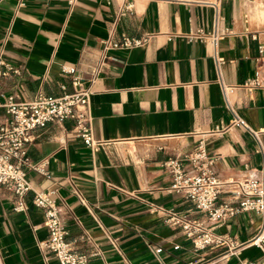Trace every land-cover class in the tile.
Returning <instances> with one entry per match:
<instances>
[{"label":"crops","instance_id":"obj_1","mask_svg":"<svg viewBox=\"0 0 264 264\" xmlns=\"http://www.w3.org/2000/svg\"><path fill=\"white\" fill-rule=\"evenodd\" d=\"M0 0V59L19 75L0 79L17 101L36 93L59 95L75 87L63 65L87 90L93 148L72 131V119L32 130L25 176L32 191L55 188L66 239L86 264H239L260 251L245 245L264 233L253 212L215 227L241 245L193 250L170 214L201 218L192 202L166 191L161 162L198 141L221 179L264 171V0ZM221 33L215 46L186 33ZM147 36L137 47L103 50L105 40ZM258 70L260 85L241 87ZM235 85L227 94L223 86ZM1 114V111H0ZM241 118L253 135L231 119ZM45 160L46 174L32 167ZM224 198L228 196L222 195ZM13 192L0 185V264H58L39 242L46 230L39 209L13 212ZM173 245H178L173 249ZM264 245V243H263ZM160 248L159 252L155 249ZM95 252V254H92Z\"/></svg>","mask_w":264,"mask_h":264},{"label":"built area","instance_id":"obj_2","mask_svg":"<svg viewBox=\"0 0 264 264\" xmlns=\"http://www.w3.org/2000/svg\"><path fill=\"white\" fill-rule=\"evenodd\" d=\"M119 1L121 11L130 10L133 0ZM198 2L211 5L216 12V0H198ZM220 35L221 33L207 32L197 27L189 30L185 36L187 40L201 39L214 47L216 38ZM146 39V35L134 37L123 34L118 39L105 40L103 50L137 47ZM256 50L257 59H263L264 42H258ZM61 70L70 75V83L75 87L73 91L66 92L65 86L60 85L62 93L59 95L36 93L28 100L17 101L0 85V185L6 186L15 196L11 205L13 212H24L28 206L41 211L42 223L46 230L45 239L39 242L43 251L52 253L58 264H86L89 256L76 252L66 239V229L58 218L55 188L32 191L31 197L26 198L31 188L25 176L24 166L28 162L26 147L33 129L43 127L47 123L72 119L73 134L90 148L97 145L92 137L89 117L81 108L87 105V90L81 81L73 76V66L63 65ZM9 74L19 75L18 67L0 59V79ZM259 85V72L256 70L253 77L245 80L241 87L251 91ZM234 87L235 85L223 86L224 94L230 93ZM231 123L244 127L255 135L241 118L234 116ZM45 163V160L40 161L32 168L41 174H46ZM213 163V157L207 154L201 141L189 151L170 155L162 160L161 165L170 178L166 191L174 192L192 202L201 216V218H187L184 215L170 214L167 221L181 229L193 250L224 245L226 250L221 254L224 257L227 254H234L235 249L241 244L217 233L215 227L219 223L242 212L256 213L264 221V171L256 177L221 179L215 174ZM263 243L264 233L259 230L246 241L245 245L256 246L260 256L256 259L240 258L239 264H264ZM177 247L178 245L172 246L173 249ZM155 251L159 252L160 248H156Z\"/></svg>","mask_w":264,"mask_h":264}]
</instances>
